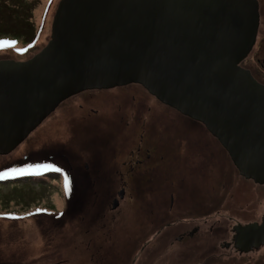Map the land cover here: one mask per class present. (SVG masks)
<instances>
[{"label": "rangeland", "instance_id": "obj_1", "mask_svg": "<svg viewBox=\"0 0 264 264\" xmlns=\"http://www.w3.org/2000/svg\"><path fill=\"white\" fill-rule=\"evenodd\" d=\"M61 1L0 0V61L27 62L39 54ZM255 55L252 72L264 84ZM118 89L63 102L14 152L0 155V264H264V249L241 256L225 248L236 224L263 219L264 187L241 178L222 147L231 175L200 166L198 151L218 143L203 126L189 130L141 85ZM138 158L147 166L136 168ZM88 169L103 173L87 175ZM162 171L170 176L157 177ZM172 192L178 219L209 221L202 227L205 242L227 229L221 251L206 245L204 254L182 260L153 257V212L175 210ZM194 207L209 212L184 214Z\"/></svg>", "mask_w": 264, "mask_h": 264}, {"label": "water", "instance_id": "obj_2", "mask_svg": "<svg viewBox=\"0 0 264 264\" xmlns=\"http://www.w3.org/2000/svg\"><path fill=\"white\" fill-rule=\"evenodd\" d=\"M259 18L258 0H62L39 54L0 61V155L65 100L137 84L202 123L264 185V85L239 66ZM235 230L240 251L264 245V219Z\"/></svg>", "mask_w": 264, "mask_h": 264}, {"label": "flooded vegetation", "instance_id": "obj_3", "mask_svg": "<svg viewBox=\"0 0 264 264\" xmlns=\"http://www.w3.org/2000/svg\"><path fill=\"white\" fill-rule=\"evenodd\" d=\"M259 2V29H258V34H257V40L256 44L252 50V52L241 62V66L243 67L244 64H248V68H250L248 71L251 72V74L256 77L255 73H253L252 69V58L255 55L257 61L260 63L261 67H264V0H258ZM264 79V77H263ZM258 82H261V80H258ZM264 85V84H263ZM118 88L112 89V90H106V92L109 91H114L117 90ZM119 90V89H118ZM103 92V91H102ZM92 93L90 91L81 93L77 96L80 95H86ZM77 96L72 97V99H75ZM70 98V100H72ZM154 99V98H153ZM68 100V102L70 101ZM155 100V99H154ZM157 101V100H156ZM67 103V102H66ZM168 107V106H166ZM168 110L175 111L171 109L170 107L166 108ZM177 113V111H175ZM179 114V113H178ZM181 115V114H179ZM183 117V122L188 124V129L193 131L195 130L194 128H191L190 125H201L200 123L189 119L188 117ZM146 125V122L145 124ZM144 128V127H143ZM198 133L197 131H195ZM141 142L144 143L145 140V134H141L140 136ZM207 145L200 149L198 151V155L200 156V162L201 165H204V167L209 171L216 173V171L219 169H223L224 175H231V169L228 168L227 162L223 161L222 155L220 153V148L218 147L219 145H216L214 147H211V145ZM218 151V152H217ZM135 155V151L132 153V157ZM148 159H151V155H148ZM134 162H138L136 164V168L141 167V166H147L145 164L144 160H139L134 159ZM206 163V164H204ZM135 164V163H134ZM129 170L130 172H134L136 168L133 167V163H129ZM90 173H87V175L91 176H97L100 173H103L102 171L98 170H90ZM129 172V173H130ZM131 174V173H130ZM151 174L153 175L152 172H145L144 175ZM165 174L166 176H170V173L168 171H162L157 174V177L162 176ZM177 193V192H176ZM260 193V192H259ZM262 198H264V194L260 193ZM176 195L172 192V195L170 196V200L173 201L171 202L170 206L173 209L175 204H174V198ZM181 198V197H180ZM182 209V208H181ZM203 210V211H202ZM180 209L176 212V206L175 210L171 211L169 214H166L165 212L156 210L153 212V257L159 258L161 256H164L165 254L169 255H174L177 260H182L186 259L188 257H195L196 255L204 254V249L205 246L208 245V250L211 251L213 250L214 253L216 251H221L222 249V243L219 238H222L224 235L228 233L227 229L225 228L224 230H221L218 235L214 236L212 239L209 241H206L202 238V232H203V225L208 224L206 220L203 222V225L201 223H198L197 225H190L189 221L185 219H178ZM181 212H183L181 210ZM186 212V213H184ZM184 214L186 215L187 213L190 214H197V215H206L207 212H209V208L207 209H201V207H194L191 209H186L184 210ZM211 216V214H210ZM209 216V217H210ZM208 219V218H207ZM261 222V221H260ZM258 222V223H260ZM220 224V223H219ZM239 224H236L234 227H236ZM137 227V226H136ZM215 225H212L211 227L209 226L208 229L204 230V233H209L211 232L214 228ZM121 230H126V227H121ZM120 230V232H121ZM131 230L133 231V228L131 227ZM229 234V233H228ZM235 236V233L233 234V238ZM140 241V235H137L133 237V250L129 253L130 255L134 254V251L136 250V247H138V243ZM228 244H231L229 247L227 246ZM234 242L232 241L231 243H225V248L228 247V249L233 248V252H235L237 255L241 256H247L248 254L241 253L240 251H237L234 246ZM203 249V250H202ZM167 250H170L169 253H167ZM253 253V252H252ZM126 254V253H125ZM127 255V254H126Z\"/></svg>", "mask_w": 264, "mask_h": 264}, {"label": "trees", "instance_id": "obj_4", "mask_svg": "<svg viewBox=\"0 0 264 264\" xmlns=\"http://www.w3.org/2000/svg\"><path fill=\"white\" fill-rule=\"evenodd\" d=\"M17 13H20V12H17ZM28 21H29V16H28ZM30 22V21H29ZM30 25H34V23L33 22H31L30 23ZM35 33V29H34V32H33V34Z\"/></svg>", "mask_w": 264, "mask_h": 264}, {"label": "bare ground", "instance_id": "obj_5", "mask_svg": "<svg viewBox=\"0 0 264 264\" xmlns=\"http://www.w3.org/2000/svg\"><path fill=\"white\" fill-rule=\"evenodd\" d=\"M226 235H228V233Z\"/></svg>", "mask_w": 264, "mask_h": 264}]
</instances>
